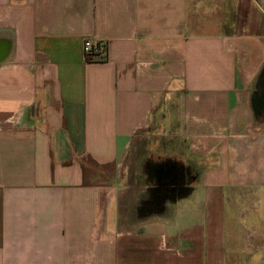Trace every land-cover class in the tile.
<instances>
[{
    "label": "crops",
    "instance_id": "1",
    "mask_svg": "<svg viewBox=\"0 0 264 264\" xmlns=\"http://www.w3.org/2000/svg\"><path fill=\"white\" fill-rule=\"evenodd\" d=\"M0 264H264V0H0Z\"/></svg>",
    "mask_w": 264,
    "mask_h": 264
},
{
    "label": "trees",
    "instance_id": "2",
    "mask_svg": "<svg viewBox=\"0 0 264 264\" xmlns=\"http://www.w3.org/2000/svg\"><path fill=\"white\" fill-rule=\"evenodd\" d=\"M156 169L158 170L156 176L159 185L153 188L155 194L152 200L147 199L140 206V212H146L148 216L162 212L166 203H175L177 200L189 196L193 191L191 184L195 178L189 176L191 184H185L186 179L184 178L188 176V172L183 165L167 162L158 165Z\"/></svg>",
    "mask_w": 264,
    "mask_h": 264
},
{
    "label": "built area",
    "instance_id": "3",
    "mask_svg": "<svg viewBox=\"0 0 264 264\" xmlns=\"http://www.w3.org/2000/svg\"><path fill=\"white\" fill-rule=\"evenodd\" d=\"M83 52L86 60L89 62L100 61L104 59V50L101 43H96L91 39L84 42Z\"/></svg>",
    "mask_w": 264,
    "mask_h": 264
},
{
    "label": "rangeland",
    "instance_id": "4",
    "mask_svg": "<svg viewBox=\"0 0 264 264\" xmlns=\"http://www.w3.org/2000/svg\"><path fill=\"white\" fill-rule=\"evenodd\" d=\"M184 179H186L185 184H187V185H190V184H191L189 174H188V176H186V178H184ZM189 182H190V183H189ZM154 194H155V192H154V190H153L152 188H150V189H146L145 198H146V199H148V198H152Z\"/></svg>",
    "mask_w": 264,
    "mask_h": 264
}]
</instances>
